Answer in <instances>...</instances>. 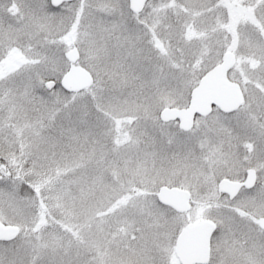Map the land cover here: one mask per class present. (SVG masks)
I'll use <instances>...</instances> for the list:
<instances>
[{"label": "snow or ice", "instance_id": "1", "mask_svg": "<svg viewBox=\"0 0 264 264\" xmlns=\"http://www.w3.org/2000/svg\"><path fill=\"white\" fill-rule=\"evenodd\" d=\"M0 264H264V0H0Z\"/></svg>", "mask_w": 264, "mask_h": 264}]
</instances>
